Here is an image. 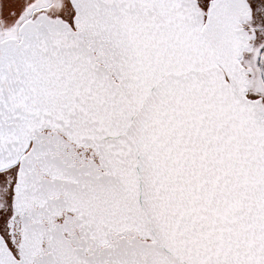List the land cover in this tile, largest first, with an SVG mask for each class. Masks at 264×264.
Masks as SVG:
<instances>
[{"label": "snow or ice", "instance_id": "obj_1", "mask_svg": "<svg viewBox=\"0 0 264 264\" xmlns=\"http://www.w3.org/2000/svg\"><path fill=\"white\" fill-rule=\"evenodd\" d=\"M0 264H264V0H0Z\"/></svg>", "mask_w": 264, "mask_h": 264}]
</instances>
